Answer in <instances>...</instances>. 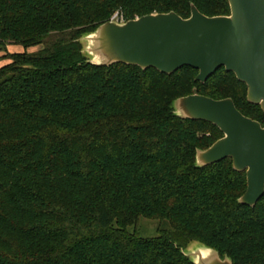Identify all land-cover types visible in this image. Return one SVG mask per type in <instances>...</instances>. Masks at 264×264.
Wrapping results in <instances>:
<instances>
[{
    "label": "trees",
    "instance_id": "obj_1",
    "mask_svg": "<svg viewBox=\"0 0 264 264\" xmlns=\"http://www.w3.org/2000/svg\"><path fill=\"white\" fill-rule=\"evenodd\" d=\"M193 4L231 13L229 0H0V264H195L192 241L264 264V195L239 201L247 173L230 157L198 166L224 133L173 107L197 88L264 126L247 84L225 67L202 83L191 66L166 74L83 52V34L116 11L189 18ZM143 217L161 222L157 236L129 230Z\"/></svg>",
    "mask_w": 264,
    "mask_h": 264
},
{
    "label": "water",
    "instance_id": "obj_2",
    "mask_svg": "<svg viewBox=\"0 0 264 264\" xmlns=\"http://www.w3.org/2000/svg\"><path fill=\"white\" fill-rule=\"evenodd\" d=\"M230 15L207 16L196 5L191 16L152 13L126 22L101 24L83 38V52L98 65L124 63L173 74L184 66L199 70L204 83L219 68L235 73L247 84L248 100L264 111V0H229ZM82 42V37H81ZM175 113L218 126L224 136L206 149H198V166L232 158L237 171H246L247 189L239 201L255 206L264 195V126L244 115L232 98L214 99L198 92L173 102ZM184 254L195 264H234L218 250L192 241Z\"/></svg>",
    "mask_w": 264,
    "mask_h": 264
},
{
    "label": "rangeland",
    "instance_id": "obj_3",
    "mask_svg": "<svg viewBox=\"0 0 264 264\" xmlns=\"http://www.w3.org/2000/svg\"><path fill=\"white\" fill-rule=\"evenodd\" d=\"M110 20L118 21L121 23L128 21V20H125L123 14L120 13L119 11H116L112 15ZM95 30H93V31H95ZM85 34H83V36ZM83 36H82V44L84 47V52L88 53L87 54L88 57H91V56H89V55H91V53L87 50V48L91 45L90 41L83 38ZM42 47L43 46L31 48V49H29V51H31V52L32 51H38V50L42 49ZM8 51H10V52H21V51H24V47L21 45H9ZM0 55H3V52L0 53ZM8 61H9L8 59L0 60V66L7 63ZM160 225H161V222L159 220L143 217L140 219V221L137 223V225L129 227V230L132 232H136L137 234H139L140 236H143V237H154V236H157L159 234L158 229H159ZM187 248H188V245L185 247V249H187Z\"/></svg>",
    "mask_w": 264,
    "mask_h": 264
}]
</instances>
